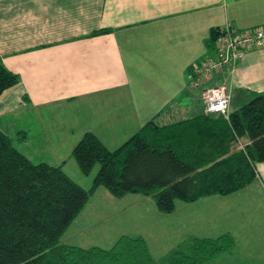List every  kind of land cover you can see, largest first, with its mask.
<instances>
[{
	"label": "crops",
	"instance_id": "obj_1",
	"mask_svg": "<svg viewBox=\"0 0 264 264\" xmlns=\"http://www.w3.org/2000/svg\"><path fill=\"white\" fill-rule=\"evenodd\" d=\"M227 26L264 28V0H0V59L20 80L0 97V130L21 145L30 133L40 142L57 137L78 145L90 132L111 151L154 123L191 144L209 140L208 156L199 159H210L226 122L206 113L203 90L216 79L226 85L231 113L264 95V47L246 51L234 76L191 86L193 66L216 56L212 31ZM14 119L12 136L7 123ZM52 166L68 175L67 161ZM255 170V181L239 192L184 202L179 214L175 207L157 236L143 228L132 235L142 232L146 214L136 204H145V195L116 198L101 187L61 244L108 251L122 239L143 240L154 257L156 237L161 256L167 246L192 255L196 241L231 238V249L201 264H264V163ZM80 186L91 189L92 179ZM126 219L135 227L118 229Z\"/></svg>",
	"mask_w": 264,
	"mask_h": 264
},
{
	"label": "trees",
	"instance_id": "obj_2",
	"mask_svg": "<svg viewBox=\"0 0 264 264\" xmlns=\"http://www.w3.org/2000/svg\"><path fill=\"white\" fill-rule=\"evenodd\" d=\"M220 31H212L214 41ZM19 81L0 59V97ZM221 118L226 127H220L216 147L212 141L210 156L215 155L203 161L199 156L207 155L203 145L209 148L208 139V144H191L183 138L164 135L154 123L115 151H110L95 134L86 133L73 156L85 176L96 165L100 167L89 190L74 182L62 167L34 164L0 130V264H104L115 258L116 249L124 243L142 246L146 255L143 240L122 239L106 251L65 247L61 239L101 187L116 198L127 194L151 197L160 212L171 214L176 201L193 203L250 186L256 178V164L264 163V95H256L237 111L230 110L228 119ZM221 128H225L223 133ZM243 138L249 144L235 150ZM232 242L231 238L196 241L194 253H177L176 262L201 264L231 249ZM146 260L152 261L150 255Z\"/></svg>",
	"mask_w": 264,
	"mask_h": 264
},
{
	"label": "rangeland",
	"instance_id": "obj_3",
	"mask_svg": "<svg viewBox=\"0 0 264 264\" xmlns=\"http://www.w3.org/2000/svg\"><path fill=\"white\" fill-rule=\"evenodd\" d=\"M216 81H218V80L216 79ZM216 81L213 84H215V85H218V83L220 84V82H216ZM61 120H62V118L60 120H58L56 123H62ZM13 122H17L16 119H14L12 121V124H10V125H9V123H7V127H8L7 129H9L8 133L9 134L11 133L10 135L15 133ZM51 128L53 129L54 132L58 131V129H59V127H57V126H51ZM11 138L14 141L15 147L21 153L24 152L25 155H27V157L34 164H40V163L45 162V163L50 164V165H58L64 161H67L66 171L68 173V176L73 181L78 183V185H86V182H89L91 179H92V182H94V179H95V177H96V175L100 169L99 165H96L88 177L81 175L78 164H77V162L73 156V150L77 144L64 142L63 140H61L57 137H56V140H54L53 142H40V141L36 140L35 135H32L30 133L29 134V140L24 145H21L19 143L16 136L11 137ZM23 141H21V143ZM240 142H241V144L239 143L240 145H243V146L245 145L244 143H242V141H240ZM239 144L235 145V150H239L238 149ZM120 145H123V144H120ZM120 145H118L117 148H115L111 151H115V150L119 149L121 147ZM78 174L81 177L78 178ZM143 198H148V199H144L146 201V203L145 204L137 203L136 206H137L138 210L140 212L146 214V216L144 218V222L142 221L140 223V225L137 226V230L142 231V228H143L145 230H149V232H150L149 234L151 236H157L155 234L158 233V230L159 231L164 230L163 227L170 225L171 224L170 222L172 219H171V217H168L169 215H166L164 213L161 214V212L159 213L155 202L151 198L145 197V196H143ZM207 203H208V201H207ZM184 206H186V204H184L183 201H176L175 207L177 208V214H179L181 212V210H182V208H184ZM193 208L194 207L192 206V209ZM136 216H140V215L136 214ZM159 218H168V220L160 221ZM125 221H126V224H125V222H121L120 224L117 225L118 229H120V228L123 229V226H126V231H127L130 229L128 226L131 225L132 227H135L133 222L130 219H126ZM107 223H110V222H107ZM142 225H143V227H142ZM108 229L110 231H114L111 228H108ZM145 230L142 232H136V233L134 232V234H132V233L131 234L133 235V237H137L138 235H142L145 232ZM161 238L162 237H156V240H158V242L159 241L161 242V240H162ZM158 242H153V244H152V242H150V245H152L155 249V250L153 249L154 250L153 252L151 251V253L154 256V257H151V258H153V262L146 260L147 254L150 255L147 247H146L147 253L145 255V253H143L142 246H128L124 243V244H120L118 246V248L116 249L117 255L115 256V258L113 260H106L104 262V264H147V263L148 264H178L176 262L177 260H179L178 255H176L177 250H175L172 246H167V248L162 251L163 253L161 256V249L158 250ZM187 255L190 256L191 254L188 253ZM184 264H188V263L185 262Z\"/></svg>",
	"mask_w": 264,
	"mask_h": 264
},
{
	"label": "built area",
	"instance_id": "obj_4",
	"mask_svg": "<svg viewBox=\"0 0 264 264\" xmlns=\"http://www.w3.org/2000/svg\"><path fill=\"white\" fill-rule=\"evenodd\" d=\"M216 56L204 59L195 64L190 75L193 88H199L209 80L218 76H234L238 62L246 51L264 47V28L252 31L237 32L227 26L216 38ZM207 114L230 117L231 92L224 84L212 85L202 92ZM241 144L239 141L238 144ZM239 144V149L243 145Z\"/></svg>",
	"mask_w": 264,
	"mask_h": 264
}]
</instances>
